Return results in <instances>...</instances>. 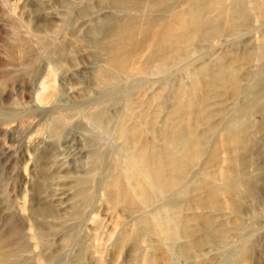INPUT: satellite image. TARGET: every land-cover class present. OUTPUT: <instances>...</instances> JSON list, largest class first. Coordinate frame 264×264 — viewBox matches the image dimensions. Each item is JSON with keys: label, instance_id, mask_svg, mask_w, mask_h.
I'll return each instance as SVG.
<instances>
[{"label": "rangeland", "instance_id": "1", "mask_svg": "<svg viewBox=\"0 0 264 264\" xmlns=\"http://www.w3.org/2000/svg\"><path fill=\"white\" fill-rule=\"evenodd\" d=\"M173 1L0 0L1 264H264V0H221L222 18L203 13L216 35L169 39L177 54L150 59L166 19L187 18ZM128 17L160 20L109 69ZM176 127L192 129L195 158L139 207L124 154L163 152Z\"/></svg>", "mask_w": 264, "mask_h": 264}, {"label": "bare ground", "instance_id": "2", "mask_svg": "<svg viewBox=\"0 0 264 264\" xmlns=\"http://www.w3.org/2000/svg\"><path fill=\"white\" fill-rule=\"evenodd\" d=\"M113 1L118 5L126 4V0ZM199 1L202 0L185 1L189 5V8H187V10H184L185 12H183V14L185 13L184 15L187 16V18L180 17V14L182 13L178 12V14L170 16L166 19L167 24L164 30L158 32L155 35V38L149 41V49L151 52L150 59H157L162 61L171 58L172 54H177L178 51L174 50L175 46L171 42L168 43L169 39H182L187 35L192 37H198L204 32V30L208 29H211L210 35H216L219 26L216 24L215 26L213 24V19L212 21L204 19L203 13L208 11L204 10L207 8L216 11L217 15L222 18L224 16V7L221 3V0H203L205 1L204 7L199 5ZM138 2L139 0H133L132 5L134 6ZM165 2L167 1L165 0ZM173 3V0H168L167 4L169 5L167 6L164 5L163 0H152L151 5L159 9L168 7L169 9L173 10L176 8L174 7L175 4ZM237 7H239V9L240 7H242L241 1L237 3ZM253 9L256 10L258 14H260L264 18V2L259 4L254 1ZM159 20L160 19L155 18L152 20V23L145 22L144 25H141L135 17H128L122 23L116 25V32H114L116 42L110 43L108 45V51L110 52V56L106 62L107 67H109V69H119L122 71V69L124 68L123 65H125V60L122 54L118 52L119 47H125L126 50L124 52V55L126 57L125 59H127L129 53L134 51L139 45H143L148 42L150 32L154 29V27L157 26L156 23ZM136 30L137 32H135ZM137 35L139 36L138 38ZM261 42L264 47V36L262 37ZM223 72H225V70ZM101 76L106 81L109 80L108 73L107 75L105 74ZM180 96L181 89H177L175 91V97L178 99ZM178 104L180 105V102H178ZM174 129L175 131H173L172 133H165L164 138L166 146L163 152L158 153L157 155H149L146 153L143 154L140 152L135 156L127 152H125L124 154V177L132 181L134 187H136L135 193L138 197V202L135 205L139 207H142L143 205L144 207H146L148 205V201L145 196V189H148L154 195H160L162 193L171 191L176 187H179L180 174L185 173V166L190 165L191 161L195 158V152L191 150L188 144V139L191 136L192 129L188 127H176ZM226 132L228 137H230L229 140L231 144L239 147L241 145L239 137L235 135L231 129H226ZM233 149L235 150L236 148ZM173 150L180 151L179 158H172ZM175 168L179 171V175L175 174ZM166 169H172L173 171L170 172L171 178L168 180L164 179V177L162 176L163 173L166 172ZM227 181L228 182L226 191L230 192L236 187V185L230 179ZM119 196L123 201H126L128 203H130V201L132 200L126 189L122 187H120ZM166 233L172 238L175 236L173 232ZM157 234H163V232L158 231ZM5 256L3 254H0V264L2 262L1 260Z\"/></svg>", "mask_w": 264, "mask_h": 264}]
</instances>
